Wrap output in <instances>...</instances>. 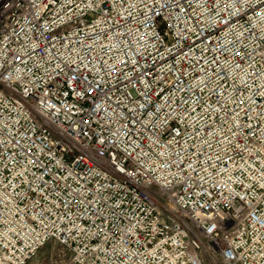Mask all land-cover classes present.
Instances as JSON below:
<instances>
[{
  "label": "built area",
  "instance_id": "built-area-1",
  "mask_svg": "<svg viewBox=\"0 0 264 264\" xmlns=\"http://www.w3.org/2000/svg\"><path fill=\"white\" fill-rule=\"evenodd\" d=\"M264 264V0H0V264Z\"/></svg>",
  "mask_w": 264,
  "mask_h": 264
},
{
  "label": "rangeland",
  "instance_id": "rangeland-1",
  "mask_svg": "<svg viewBox=\"0 0 264 264\" xmlns=\"http://www.w3.org/2000/svg\"><path fill=\"white\" fill-rule=\"evenodd\" d=\"M70 260L69 251L56 241H48L27 264H67ZM203 264H223L219 257L213 262L202 255Z\"/></svg>",
  "mask_w": 264,
  "mask_h": 264
}]
</instances>
